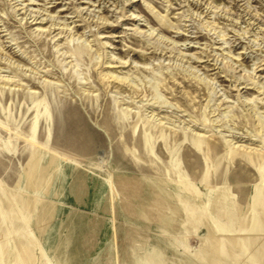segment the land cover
I'll return each instance as SVG.
<instances>
[{"label":"rangeland","instance_id":"374dc122","mask_svg":"<svg viewBox=\"0 0 264 264\" xmlns=\"http://www.w3.org/2000/svg\"><path fill=\"white\" fill-rule=\"evenodd\" d=\"M262 149L264 0H0V264H264Z\"/></svg>","mask_w":264,"mask_h":264},{"label":"bare ground","instance_id":"6f19581e","mask_svg":"<svg viewBox=\"0 0 264 264\" xmlns=\"http://www.w3.org/2000/svg\"><path fill=\"white\" fill-rule=\"evenodd\" d=\"M35 20H38V18H36ZM41 22H43V21H41ZM55 29V28H54ZM53 33H55V31L54 32H52V31H50L49 32V34H53ZM62 34V32L61 33H59V34H57V35H61ZM120 61H121V59H120ZM120 63H122V64H125V63H123V62H120ZM128 66V65H127ZM111 78L113 79V80H116V81H121V82H125V81H127V78L126 77H122V76H119V75H115V74H112L111 75ZM6 83V82H5ZM118 84V83H117ZM239 147H241V146H238L237 148H239ZM253 151V150H252ZM255 152L257 153L256 155H258V156H261L262 154H263V152H264V150L262 149V150H255ZM258 228V227H257Z\"/></svg>","mask_w":264,"mask_h":264}]
</instances>
